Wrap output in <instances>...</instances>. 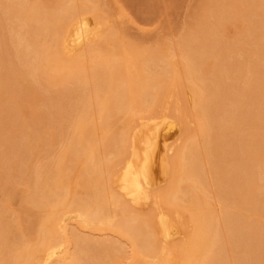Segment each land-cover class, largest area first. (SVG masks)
Returning a JSON list of instances; mask_svg holds the SVG:
<instances>
[{"label": "bare ground", "instance_id": "obj_1", "mask_svg": "<svg viewBox=\"0 0 264 264\" xmlns=\"http://www.w3.org/2000/svg\"><path fill=\"white\" fill-rule=\"evenodd\" d=\"M190 18L143 47L100 0H0V191L29 218L1 197L0 264H264V0Z\"/></svg>", "mask_w": 264, "mask_h": 264}, {"label": "rangeland", "instance_id": "obj_2", "mask_svg": "<svg viewBox=\"0 0 264 264\" xmlns=\"http://www.w3.org/2000/svg\"><path fill=\"white\" fill-rule=\"evenodd\" d=\"M197 2H199V0H100L102 9H104L109 16L110 24L112 26L111 28L115 30L118 33V35L121 36L124 39V41H126L127 43L138 45V46H143V47L156 46V44L162 45L164 42H168V44L173 43L178 37L182 36L184 29L186 28V25H189L188 23L192 21V19L190 18V14L196 11ZM232 21H235V20L234 19L230 20L229 21L230 23L228 22L229 23L228 25L230 26L227 25V30L225 29L223 31V34L228 39L233 37L234 33L237 32L236 30H238L237 27L236 29L235 26H233ZM233 27L235 28L234 30H232ZM17 115L19 116L17 120L18 121L20 120L21 121L20 124L22 125L20 124L12 125V128H11L12 131L9 129L10 132H12L14 136L20 134V132H24V131L28 132V130H30V128L28 127L29 126L28 124H31V121H32L25 115V111L23 110L22 112H20V114L18 113ZM22 128H23V131H21ZM54 148L53 149L51 148V150L53 151ZM38 151H40L41 153V150H38ZM34 153L31 156L32 159H33V156H34V159H35V156H38L37 158H40L39 156L42 154L38 152V154L36 153L37 154L36 155ZM263 155L260 156V158H258L259 156L257 157L258 162H260L259 161L260 159L261 161H264L262 160ZM12 160L15 161V159H12ZM29 160H31V158ZM34 161L35 160H32V162ZM3 166L2 165L0 166L1 172L6 170L4 168L5 166L4 167ZM6 168H7V165H6ZM0 192H1L0 195L2 194L0 196V199L2 196H3L2 199L7 197L6 198L7 203L5 201L4 202L7 205L9 204L10 206L13 207V208L11 207L12 209L8 207V210H7V207H5V209L7 210V213L6 212L4 213L2 219L4 220L6 218L5 221H7L8 225L9 226L11 225V228L14 229L15 231L20 230V232L16 231L18 235H27V232H26L27 230L25 231L24 226L28 222L29 218H27L28 216L27 213H24V211H22L23 210L22 207L20 208L19 205L17 204L19 203V200H18L19 197L18 196L11 197L10 194L3 195L2 191ZM9 197L11 198L9 199ZM16 205L18 207H16ZM19 208L21 209V212L23 213L18 212L20 210ZM13 209L15 210V212L12 211L11 213V210ZM9 214L10 216H8ZM25 215L27 216L25 217ZM19 217L20 219L21 218L22 219L19 220ZM23 221H27V222H23ZM20 226H23V227H20ZM85 230L82 229L84 233L86 232V234H89V235H91V233L93 232L92 234L95 235L94 237L98 235L97 237L100 236L101 238L102 237H108L112 239L115 238L113 234L111 235L112 232L110 231L108 232L106 231L104 233L100 231L99 232L92 231L91 233H89L88 232L89 230L87 229ZM21 231H24V232L22 233ZM109 232L110 234H108ZM22 237H26V236H22ZM123 244H122V247L123 249H125L124 252L126 253V251L130 250V248L127 244L126 245H123ZM129 253L130 251H128V254ZM126 257L125 259L122 258V260L119 259L118 261L115 262V264H131L132 261L129 260L130 258L129 257L126 258Z\"/></svg>", "mask_w": 264, "mask_h": 264}]
</instances>
